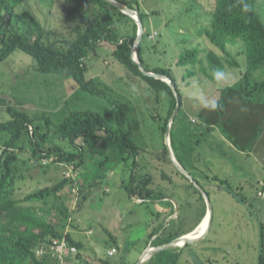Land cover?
<instances>
[{"label": "rangeland", "instance_id": "rangeland-1", "mask_svg": "<svg viewBox=\"0 0 264 264\" xmlns=\"http://www.w3.org/2000/svg\"><path fill=\"white\" fill-rule=\"evenodd\" d=\"M137 2L141 11L147 14L144 20L145 33L157 34L154 39H145L141 43V57L149 67L169 68L182 96V105L172 129L176 157L189 154L186 155L188 159L194 158L197 168L208 175V169L214 166V171H218L224 157L235 154L224 147L225 139L233 138L239 142L242 139H250L259 132V138L264 143V93H251L249 100L245 101L247 93L239 75V72L245 69L246 55L240 52L245 50L243 43L227 45L226 50L236 59L239 68L226 69V79L221 83H214L206 78L204 71L210 75L211 72L202 54L198 55L200 62L194 65L191 63L176 65L186 49H201L221 55L220 50L204 35L197 34L210 22L213 0H137ZM76 3L72 0L70 2L23 0L15 12L28 10L41 24H47L50 28H60L67 20L68 9H75L73 7L78 5ZM260 7L264 22V0L260 1ZM93 10L91 9L92 12ZM114 16L118 18L119 15L114 13ZM4 20L6 23L7 15L3 13L0 21ZM116 25L123 34H131L132 24L125 16H119ZM86 65V78L95 80L101 87L107 86L108 95L112 99L127 102L131 107L129 117L137 119L140 123L139 130L132 137L140 149L136 180L150 174L152 183L149 187L169 200L141 201L136 200L137 195H128L123 185L129 183L130 171L129 167L122 164L104 174L101 181L90 190V195L82 207L76 204L77 198L80 197L77 188L72 187L71 192L63 190L62 200L56 208L64 209L65 215H61L59 209H53L52 217L58 223V228L69 234L76 242H80L82 248L77 253L78 259L74 255L64 257L60 261L61 264H101L99 262L101 259L110 264L120 262L135 264L144 253L147 243L152 244L156 236L167 237L173 232L180 233L191 229L197 223L199 212L204 206L207 209L209 203L212 210V197L209 196L211 192L207 190L206 199L201 195L204 202L198 200L199 196L193 193L188 184L189 179L182 177L170 156L167 158L170 163L163 160L162 153L166 143L165 133L162 134L161 127L169 108V96L166 92H155L141 79L129 75L111 55L108 44L99 47L96 55L89 56ZM189 72L192 75L188 77ZM262 79L259 73H255L251 76L250 82ZM193 85H199L209 98H215L222 106L215 111L201 108L192 99ZM0 101L4 103L0 102V122L10 120L7 106L23 111L32 118L44 114L50 119L49 129L43 125L44 121H35L34 125L39 128L35 131L32 144L26 134L20 139L19 145L23 147V152L19 153L17 161L18 179L14 185L16 188L14 198H22L27 193L52 185L63 178L67 166L49 163L38 167L31 151L36 147L46 149L53 145L66 150L72 149L67 141L58 137L59 124L69 111H93L101 115L108 125L115 124L114 110L107 98L82 91L70 78L61 74L37 72L35 60L19 50L0 62ZM191 120L195 123H189ZM186 126H191L189 129L191 133L189 135L185 133L184 136ZM47 129L49 135L43 140L40 139L39 136ZM197 130L200 133L193 135ZM0 137H5V134L0 133ZM183 140L186 142L182 145ZM181 165L187 172L186 166ZM174 171H178L182 176L175 174ZM164 174L167 179L161 178ZM252 193L254 194V189ZM192 194L194 196H191ZM221 196L227 202L225 198L227 195L222 193ZM244 196L258 211V200H252L251 194ZM164 208L170 209L173 214L176 213V220L162 221L159 212L162 213L161 210ZM225 208L226 205H223L221 212L215 213L212 229L201 240L180 248L173 247L166 251L165 256L176 254V264H213L209 260L213 250L210 249L213 245L210 240L219 216L227 214ZM245 212L247 215L254 214L250 208H246ZM253 216L256 217L255 214ZM250 227L248 226L247 234L249 237ZM149 235L154 237L149 240ZM176 242L178 246L183 244L180 240ZM113 248L117 249V253L109 257L108 251ZM47 260L57 264L53 258L48 257ZM22 264L33 263L25 261Z\"/></svg>", "mask_w": 264, "mask_h": 264}, {"label": "trees", "instance_id": "trees-1", "mask_svg": "<svg viewBox=\"0 0 264 264\" xmlns=\"http://www.w3.org/2000/svg\"><path fill=\"white\" fill-rule=\"evenodd\" d=\"M22 1L0 0V16L3 13L7 15L6 23L5 20L0 21V62L7 59L16 50L29 55L35 60L37 72L61 74L70 78L82 91L107 98L114 110L115 124L113 126L108 125L101 115L93 111H69L59 124L58 137L67 141L72 149L66 150L56 145L46 149L36 147L31 151V155L38 167H43L39 163L40 160L48 158H53L52 164L72 166L75 177L67 178L63 174V178L52 185L27 193L22 198H14L13 195L16 190L14 185L18 179L16 175L17 161L19 153L23 152V147L19 145L20 139L26 134L32 144L35 131L39 128V126L34 125L35 121H44L43 125L49 129L50 119L44 114L32 118L23 111L7 106L6 110L10 115V120L0 122V133L5 134V137H0L2 150L0 153V264H22L25 261L33 264H44L48 257H36L35 250L39 246L49 243L52 238H65L77 250H80L82 244L58 228V223L52 217V210L57 209V204L61 202L63 190L66 189V191L71 192L72 187L77 188V194L80 197L77 198L76 204L82 207L90 195V190L101 181L104 174L121 164L129 167L130 171L129 183L123 185L128 195H137L136 200L141 201L159 200L163 197L149 187L152 183L150 174L136 180L135 173L139 165L140 149L133 142L132 137L139 130L140 123L137 119L129 117L130 105L127 102L112 99L108 95L107 86L101 87L95 80L87 79L85 76L87 72L86 60L89 56L96 55L99 47L104 44L110 45L111 55L119 61L129 75L141 79L149 89L155 92L165 91L169 96L168 112L161 127L162 134L165 133L169 118L175 109L176 99L166 82L144 76L140 72L139 66L144 67L149 73L170 79L179 100L178 112L182 105V96L170 69L149 67L141 57V43L145 39H152L148 38L150 34L145 33L144 20L147 14L141 11L137 0L115 1L137 12L142 23V41L136 54L139 65L131 58L137 32L135 22L104 1L72 0L78 5L73 7L75 9H68L67 20L60 28H50L47 24H41L28 10L15 12L16 7ZM64 1L70 2L71 0ZM260 1L213 0L210 22L202 27L197 34L199 36L204 35L220 50L221 55L201 49H186L176 65L189 63L194 65L200 62L198 55L202 54L211 73L217 68L224 72L228 68L238 69V62L226 50V47L227 45L243 43L245 50L240 52H244L246 55L245 69L240 71L239 75L247 93L245 101L249 100L251 93H264V22L260 13ZM243 3L250 5L251 10L243 11ZM91 9H94L93 12ZM114 13L125 16L132 24L130 35L123 34L118 30L116 23L119 21V16L116 18ZM204 73L208 80L216 83L207 71ZM255 73H259L263 79L251 83L250 78ZM191 75L192 73L189 72L187 76ZM0 102L4 104L3 101ZM221 106L222 104L219 102V107ZM174 120L169 128V139L174 158L180 164L175 153V138L172 137ZM189 123L192 124L193 122L189 121ZM186 128L184 136L185 133L188 135L191 133L189 130L191 126H186ZM48 129L39 136L40 139L43 140L49 135ZM196 133L199 134V130L193 132V135ZM255 137L256 135L252 139L254 140ZM184 142L186 141L183 140L181 144L183 145ZM162 155L163 160L170 163L165 147ZM174 173L182 176L178 171H174ZM163 176L166 177L165 174ZM182 177L184 178V176ZM211 178L225 192L238 200L244 199L226 180L215 175ZM188 184L193 189V193L197 194L199 199L203 201V197L193 184L190 182ZM58 209L60 214L64 216L65 210ZM205 212L204 206V215ZM153 237L154 235H149V240ZM170 241V238L158 235L152 244L149 242L152 245L149 247H159ZM168 249L151 255L144 261V264H176L177 256L175 254L165 256ZM75 258L78 259L79 254H76ZM99 262L110 264L101 259ZM118 264L128 263L120 262ZM258 264H264V234H261Z\"/></svg>", "mask_w": 264, "mask_h": 264}, {"label": "crops", "instance_id": "crops-1", "mask_svg": "<svg viewBox=\"0 0 264 264\" xmlns=\"http://www.w3.org/2000/svg\"><path fill=\"white\" fill-rule=\"evenodd\" d=\"M255 135L256 137L253 140L252 138ZM253 136L250 139H242L239 142L233 138L225 139L223 142L224 147L235 154L226 155L219 166L220 169H217L218 171L215 172V167L212 166L208 169V175L197 168L194 158L190 160L187 159L186 155L179 156L180 164L186 166L188 174L191 175L195 183L200 186L205 194H207V190L211 192V195H209L210 198L212 197L213 203L211 219L209 227L204 229H207L204 236L210 232L214 225L215 213L221 212L223 205H226L225 210H227V214L219 216L210 240L213 244L210 246V249L213 250L209 255V260L213 262V264H220V261H222L221 264H258V256L261 248V234H264V143L259 138V132H256ZM175 162L186 171L176 160ZM213 175L222 180H226L233 189L240 193V196L244 197V199L238 200L233 197V195L222 190L218 183L211 178ZM161 178L167 179L163 175ZM184 181L186 182V180ZM251 188L254 189V194ZM222 193L227 195L225 197L227 202H225L224 198L221 196ZM245 194H251L252 200H258V211L253 203L247 201V198L244 196ZM191 196L194 195L192 194ZM161 199H163L164 202H168L169 200V198L165 196ZM197 199L200 200L199 197ZM176 208L177 212H179V207L177 205ZM246 208H250L256 217H254L252 213H248L247 215L245 212ZM161 212L162 213L159 212V216L162 218V221L165 222L169 219L176 220V213L173 214L170 209L164 208ZM203 212L204 209L199 212L197 223L191 229L180 233L173 232L174 234L171 233L165 238H170L171 241H173L187 235H197V233L202 231L201 225L208 213L207 209L205 215ZM202 216L204 218L201 222ZM248 226H251L250 237L247 235L249 233ZM149 246L152 245L147 243L144 250ZM182 246L183 245L178 246L174 244V246L169 247V249H173V247L180 248ZM79 251L80 250H78V253ZM44 264H51V261L46 260Z\"/></svg>", "mask_w": 264, "mask_h": 264}, {"label": "water", "instance_id": "water-1", "mask_svg": "<svg viewBox=\"0 0 264 264\" xmlns=\"http://www.w3.org/2000/svg\"><path fill=\"white\" fill-rule=\"evenodd\" d=\"M104 1L105 3H107L108 5H110L111 7L117 9L118 11H120L121 13L129 16L136 24V27H137V32H136V39H135V44L134 46L132 47V53H131V58L132 60L139 65L138 63V60L136 58V54H137V50H138V47L142 41V35H143V26H142V23L141 21L139 20V17H138V14L137 12L127 8L125 5H122L120 4L119 2H116L115 0H102ZM139 70L140 72L144 75V76H149V77H153L155 79H158V80H161L163 82H166L173 94H174V97L176 99V106H175V109L173 110L170 118H169V121H168V125H167V128L165 130V134H164V140H165V143H166V149H167V152H168V155L170 156L171 158V161L172 163L174 164V166L176 167V169L183 175L185 176L187 179H189V181L193 184V186L196 188V190L201 193V195L206 199V195L205 193L203 192V190L200 188V186L198 184L195 183V181L190 177V175L184 170L182 169L176 162H175V159L173 157V153L170 149V145H169V128H170V123L173 122L174 120V117L176 116L178 110H179V100H178V96H177V93H176V89L174 87V85L172 84L171 80L162 76V75H157V74H153V73H149L145 70L144 67L142 66H139ZM207 212H208V225H207V228L209 227V224H210V219H211V207L209 206V203H208V207H207ZM206 233V232H205ZM204 236L203 235H200L197 239L195 240H188L187 238H184V237H181L177 240H180L183 242V245L184 244H193L199 240H201V238ZM177 240H173L165 245H162V246H159V247H147L146 250L144 251V253L142 254V256L139 258V260L135 263V264H142L148 257H150L151 255L159 252V251H162V250H165L171 246H174V244H176Z\"/></svg>", "mask_w": 264, "mask_h": 264}, {"label": "built area", "instance_id": "built-area-1", "mask_svg": "<svg viewBox=\"0 0 264 264\" xmlns=\"http://www.w3.org/2000/svg\"><path fill=\"white\" fill-rule=\"evenodd\" d=\"M156 33H152L149 35V39H154ZM193 123L194 120H191ZM53 158L42 159L41 164L46 165L51 163ZM67 178H74L75 174L73 172L72 166H67V171L64 173ZM260 195V194H259ZM78 252L77 248L71 245L65 238H52L49 243L39 246L35 250V255L38 258L50 257L57 261V264H61V259L64 257H72L76 255ZM116 254V249L113 248L108 251V256H114Z\"/></svg>", "mask_w": 264, "mask_h": 264}, {"label": "clouds", "instance_id": "clouds-1", "mask_svg": "<svg viewBox=\"0 0 264 264\" xmlns=\"http://www.w3.org/2000/svg\"><path fill=\"white\" fill-rule=\"evenodd\" d=\"M242 10L245 12L250 11V5L243 3ZM211 76L216 83H221L226 79L225 72L219 68L213 70ZM193 88L194 91L192 94V99L201 108L209 111H215L219 107L218 101L215 98H209L199 85H193Z\"/></svg>", "mask_w": 264, "mask_h": 264}, {"label": "bare ground", "instance_id": "bare-ground-1", "mask_svg": "<svg viewBox=\"0 0 264 264\" xmlns=\"http://www.w3.org/2000/svg\"><path fill=\"white\" fill-rule=\"evenodd\" d=\"M208 213H207V215L205 216V218H204V220H203V223H202V225H201V228H202V231L201 232H199V233H197V235L196 234H194V235H191V236H186L185 238H187L188 240H193V239H196V238H198L200 235H202L206 230H204L205 228H207V225H208ZM200 228V229H201Z\"/></svg>", "mask_w": 264, "mask_h": 264}]
</instances>
